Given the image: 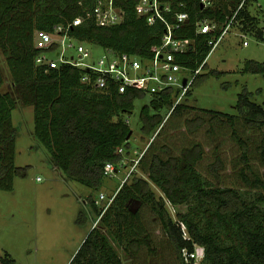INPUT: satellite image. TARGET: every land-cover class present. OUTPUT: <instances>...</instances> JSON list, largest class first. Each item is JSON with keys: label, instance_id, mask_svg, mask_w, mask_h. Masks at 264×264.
Here are the masks:
<instances>
[{"label": "trees", "instance_id": "1", "mask_svg": "<svg viewBox=\"0 0 264 264\" xmlns=\"http://www.w3.org/2000/svg\"><path fill=\"white\" fill-rule=\"evenodd\" d=\"M166 1L171 5L173 15L181 11L189 15L188 22L175 29L174 34L194 40L190 50L177 55L178 61L192 71L208 57L211 50L208 41L214 35L197 33V23L215 21L222 28L242 2L209 0L210 5L203 6L202 0ZM137 2L115 0L124 12L123 21L100 25L92 14L96 0H0V51L10 72V86L5 90V73L0 64V189L12 190L14 178L26 176V168L15 165L19 132L13 123V111L19 106L32 105L34 134L51 153L55 165L66 178L94 191L83 199L85 209L79 223L87 222L91 214L95 221L99 220L98 225L88 233L69 264H124L110 237L126 253L135 254L147 245L151 238L140 213L132 207L136 201L149 204L159 215L175 243L182 264L196 262L197 245L204 248L200 264H264V196H250L239 189L215 186L197 168L204 154L200 144L184 148L179 156L153 155L148 178L165 197L156 198L149 180L137 177L134 172L131 183L121 182L113 192H103L108 197L115 196L101 216L102 209L96 199L102 193L100 190L105 179L110 177L104 173L105 164L113 162L118 167L124 156L133 158L137 156L135 151H139L133 146L134 130L130 121L136 101L149 98L140 111L143 138L152 137L162 127L163 112L182 114L189 105L182 100L174 106L175 87L154 95L134 88L120 93L115 86L100 90L83 81L87 71L84 68L37 64L39 55L52 56L49 50L53 46L37 47L35 33H55V27L63 25L68 27L70 37L85 46L86 43L98 44L107 52L138 57L148 63L154 49L161 44L167 26L159 19L149 24L138 14ZM250 2H244L237 14L238 23L233 24L240 30L244 41L249 34L264 37L261 18L249 9ZM79 16H84V21L74 25L73 20ZM167 17L170 22L174 20L170 13ZM206 66L207 61L202 69ZM243 72L264 74V62L247 60ZM210 73L222 74L216 70ZM200 76L201 72L192 87L199 83ZM192 87L185 96L191 93ZM255 93L248 90L241 93L236 109L248 124L263 127L264 103L254 100ZM204 110L215 112L212 121L218 124L234 125L236 122L235 114ZM233 135L243 146L246 157V142L236 131ZM120 148L123 153L119 152ZM260 150L264 155V144ZM145 154L137 165L138 169ZM166 200L174 206L185 204L187 210L179 212L174 220L166 208ZM183 250L194 256L189 255L187 260ZM2 261L4 264H18L7 253Z\"/></svg>", "mask_w": 264, "mask_h": 264}, {"label": "rangeland", "instance_id": "2", "mask_svg": "<svg viewBox=\"0 0 264 264\" xmlns=\"http://www.w3.org/2000/svg\"><path fill=\"white\" fill-rule=\"evenodd\" d=\"M248 6L261 18L264 28V0H251ZM239 33L236 25L231 26L207 58L199 83L184 97L183 102L189 107L178 115L163 112V125L152 137L143 138L140 131V111L149 98L136 101L130 115L134 130L132 142L134 148L146 152L143 163L135 170L137 177L149 180V165L154 154L164 158L179 156L184 148L200 144L204 154L197 168L215 186L232 187L250 196H264V155L260 150L264 144V126H251L236 109L240 94L245 90L256 92L254 100L264 103V74L243 72L247 60L264 62V37L249 34L245 38L248 44L244 45V37ZM86 47L92 51L93 58L106 54L101 45L86 43ZM0 64L5 73L3 89L6 90L10 86V72L1 51ZM213 70L221 72V76L211 74ZM259 89L261 93H257ZM204 109L235 114L236 122L218 124L212 121L215 112ZM34 114L32 105L19 106L13 111V123L19 132L15 165L26 168V176L17 175L12 190L0 189V264H4L2 258L6 253L18 264H69L95 221L89 214L87 222L79 223L85 209L83 199L94 191L66 178L55 165L51 153L34 134ZM234 131L248 146L246 157ZM127 160L125 170L121 167L116 176L107 177L100 192L111 193L127 179L132 164ZM132 178L127 181L131 183ZM149 185L156 198L164 196L151 180ZM97 193L99 191L95 195ZM132 207L140 213L151 239L132 254L126 253L110 237L124 264H182L159 215L144 202L136 201ZM166 208L177 220L178 213L185 212L187 205L174 206L166 200ZM201 251L202 246H197V253Z\"/></svg>", "mask_w": 264, "mask_h": 264}, {"label": "built area", "instance_id": "3", "mask_svg": "<svg viewBox=\"0 0 264 264\" xmlns=\"http://www.w3.org/2000/svg\"><path fill=\"white\" fill-rule=\"evenodd\" d=\"M202 1L203 6L210 5L209 0ZM245 1L242 0L228 23L222 28L215 21L204 20L197 23V33L214 34L208 41V44L211 46L208 57L221 43L229 28L234 23H238L237 14ZM136 10L140 16H144L147 19L149 24L159 19L167 26L161 44L154 49V54L148 63H143L138 57L124 56L112 51H106L105 55L93 58L92 51L84 44L70 37L68 27H64L63 25H57L55 33L46 31H37L35 33L37 47L50 48L53 46L49 50L52 56L49 54L39 55L36 58V63H48L50 67L72 65L84 68L87 71L83 76V81L90 82L100 90H106L111 86H115L120 93H125L128 88H134L143 91L147 95H154L170 87H175L177 91L174 106L177 105L191 89L197 74L201 72L208 57L195 71L185 68L177 59L179 53L190 50L191 45L194 43L193 39L179 38L174 34L175 29L183 27L188 22L189 15L186 11L175 12L173 15L171 5L166 0H138ZM169 13L173 16L174 20L172 22L167 17ZM92 14L100 25L120 23L123 21L124 16L122 8L115 3V0H96ZM82 21H84V16H79L73 20V24L78 25ZM247 44L248 41L245 40L244 45ZM72 51H75L76 54H73ZM184 80H186L185 83ZM127 122H129V119ZM119 152L123 153V148H120ZM144 152L136 150L137 156L133 158L124 156L119 162L118 167L113 162H107L104 173L110 177L116 176L119 168L122 167L125 170L124 167L127 166V159H129L132 161V164L128 175L126 174V178L128 179L137 169V165ZM38 179L41 178L38 177ZM127 179H124L122 183L126 182ZM114 196L115 194L108 197L103 192L99 194L96 203L102 209L101 216L112 203ZM98 221H96L95 226L98 225ZM185 236H187L186 233ZM197 246L195 254L196 262L194 264H200V260L204 256V248L202 247L201 253H197ZM183 254L187 260L189 255L194 256V254H188L187 250H183Z\"/></svg>", "mask_w": 264, "mask_h": 264}, {"label": "crops", "instance_id": "4", "mask_svg": "<svg viewBox=\"0 0 264 264\" xmlns=\"http://www.w3.org/2000/svg\"><path fill=\"white\" fill-rule=\"evenodd\" d=\"M95 223H96V221L93 222L92 227H91V230L94 228ZM91 230H90V231H91ZM73 255H74V254H73ZM73 255H72V256H73Z\"/></svg>", "mask_w": 264, "mask_h": 264}, {"label": "water", "instance_id": "5", "mask_svg": "<svg viewBox=\"0 0 264 264\" xmlns=\"http://www.w3.org/2000/svg\"><path fill=\"white\" fill-rule=\"evenodd\" d=\"M186 82V80H184V83ZM132 134V132L130 133V135ZM130 135H129V137H130Z\"/></svg>", "mask_w": 264, "mask_h": 264}]
</instances>
